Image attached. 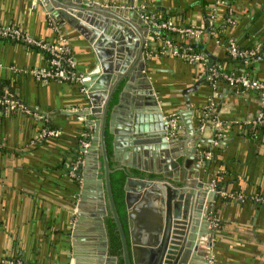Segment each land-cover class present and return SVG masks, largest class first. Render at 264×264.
Returning a JSON list of instances; mask_svg holds the SVG:
<instances>
[{"label": "crops", "instance_id": "obj_1", "mask_svg": "<svg viewBox=\"0 0 264 264\" xmlns=\"http://www.w3.org/2000/svg\"><path fill=\"white\" fill-rule=\"evenodd\" d=\"M46 1L64 12L55 16L47 10ZM46 1L0 0V25L15 26L28 37L65 43L77 76L72 80H38L30 70L47 65L46 52L24 40L0 36V87L9 89L29 110L0 104V257L12 256L30 264H69L75 263L74 251L78 264L91 263L97 261L93 250L106 232L109 208L103 173L98 168L101 155L98 149L89 150L91 139L87 147L80 142L82 138L88 139L86 129L90 138L93 135L94 128L87 120L96 116L74 113L89 104L82 78L84 72L92 74L97 68L96 51L85 41L78 25L67 22L65 16L71 13V7L73 11L105 18L99 20L104 26L100 33L123 44L111 57L114 63L119 57L120 66L126 70L132 66L134 69L139 35H144L145 64L131 81L121 107V115L128 117L129 112L130 116L118 121L122 125L125 120L132 122L136 112L135 124H148L146 115L150 111L139 99L149 85L152 95L159 98L164 117L177 116V134L182 136L183 143L176 144L183 149L179 150L180 156L173 157L172 166L167 169L170 175L192 171L194 167L180 165V160L184 163L185 159L183 151L193 145V140L185 141L186 130L178 110L185 104L183 91L199 83L197 89L189 91L194 108L192 122L199 131L195 138H205L197 144L198 154L209 151L211 156L209 164L199 166L198 178L219 182L215 188L226 192L211 202L212 231L202 234L205 244L199 245V249L205 254L210 252L208 259L214 264H264V124L254 127L246 123L257 113H264V96L257 89L231 85L224 78L225 74L249 71L251 78L264 82V0H224L220 4L216 0ZM60 2L69 3V7ZM90 4L120 9L123 20L89 10L86 7ZM147 15L200 28L201 33L196 36L174 33L173 42L180 51H196L202 58L191 60L174 53L159 30L144 20ZM228 39L240 48L255 49V57L244 63L230 55ZM110 45L105 48L109 50ZM124 82L125 79L120 84ZM46 123L60 133L42 136ZM124 142L123 139L118 147L119 157H111L116 166L123 161L142 165L147 158L146 165L152 160L164 167L160 155L151 159L147 150L132 152L131 143L128 147ZM134 143L138 144V140L132 146ZM176 151L177 147L170 152ZM77 159L86 163L90 172H77V167L72 171ZM198 159L203 162L206 157L199 155ZM95 168L99 170L96 176L102 180V199L96 195V179L87 178L84 183L85 176ZM133 180L132 194H136L138 180ZM160 205L159 197L148 194L133 208L134 231L141 239L146 240L150 229L157 228ZM101 206L104 213L98 215ZM204 257L197 252L192 264H207ZM109 263L104 256L101 264Z\"/></svg>", "mask_w": 264, "mask_h": 264}, {"label": "water", "instance_id": "obj_2", "mask_svg": "<svg viewBox=\"0 0 264 264\" xmlns=\"http://www.w3.org/2000/svg\"><path fill=\"white\" fill-rule=\"evenodd\" d=\"M57 1L59 2V0ZM47 5V10L52 11L51 13L55 16H59L64 12L61 8H54L55 6L51 2H47ZM60 5L69 7V3L67 4L66 2H60ZM74 8H77V6ZM81 8L85 7L81 6ZM86 8L89 10H97L104 14L107 13L109 16L117 18L118 20H123L119 13L120 9H103L94 7L91 4ZM68 11L71 13L65 16L67 22L72 25H78L86 37L85 41L96 51L94 58L97 68L92 74L84 72L82 78V83L87 87L86 95L89 99V104L84 108L74 110V113L81 115L93 113L96 116L93 120H87L94 128L93 135L90 138L91 144L89 150L98 149L101 155L98 168L100 167L103 173L102 178L108 208L118 230L123 264H192L197 252L205 256L204 260L207 263L210 252H208L209 254H205L203 250L199 249V245L205 244V239L202 238V234H206L207 231L209 233L212 231L209 226V213L213 210L211 202L218 197L220 192L218 191L219 188H213L211 183L198 178L199 166L207 165L210 162L209 158L204 159L203 162H200L198 159L199 155H203L202 153L198 154L197 144L205 140V138L201 136L195 138V134H199V131L194 127L192 122L194 108L190 104L189 91L197 89L199 83L197 82V85L195 84L193 88L190 87L186 91H183L185 104L184 107L178 110V115L186 130L184 139L186 142L193 140V145L183 151L185 159L184 163L180 160V165L186 168H189L191 165H194V167L191 168L192 171H186L182 174L175 172L174 175H170L167 169L171 168L173 157L180 156L182 151L179 150L183 149L181 145L176 144L181 142L182 136L177 134V125L171 124V117H164L158 103L159 98L152 95V89L149 85L141 92L142 99H139L145 105V108L150 111L146 115L148 124L144 127L141 125L137 126V123L135 124L138 116L136 112L132 114V122L125 120L122 125L118 121H124V119L130 116L129 112L127 113L128 117L122 116L121 107L123 106L124 96L131 86V81L138 75L139 69L145 64L142 58L145 43L144 35H139L140 46L134 69L132 66L129 70H126L123 66H120L121 61L119 57L116 56L115 63L113 61L114 58L111 57L116 49L124 47L123 44L116 43L114 39L104 33H100L104 29V26L99 20L103 17L95 13L92 14L91 12H88V15L81 11H73L71 7L68 8ZM113 21L115 24H118L116 20ZM106 44H111L109 50L105 48ZM200 46L202 47L203 45ZM118 66H120L121 72L117 70ZM124 79L125 82L121 85L120 83ZM106 130L112 137V155L119 157L118 147L124 139V143L128 147H130L131 143L132 152L138 149H142V151L147 150L149 158L152 159L153 156L155 158L160 155L165 161L163 168L155 165V162L153 163L152 160L146 165L148 163L147 158H145V164L142 165L123 161L117 166L119 168H125L126 170L136 168L147 174L146 177L128 175L124 184L125 202L128 212L129 239L126 237L112 194L110 183V172L112 168L110 166L111 158L108 155L106 145ZM135 140H138V144L134 143L132 146V142ZM170 143H173L174 146ZM176 147L178 151L171 154L172 149H176ZM82 149L85 150V148ZM85 165L86 163L80 161L76 171L83 170L90 172V169ZM97 171L99 170L95 168L91 172L92 174L86 175L84 183H87V178L92 180L96 179L98 185L96 195L98 199H102V186H100L102 180L96 176ZM149 173H154L155 177H149ZM133 179L138 180L136 194H132L134 190ZM148 194L160 198V218L154 215L158 219V226H156L157 228L150 229L148 238L143 240L134 231L136 222L132 215V210ZM103 213L104 206L98 207L97 214L101 215ZM209 237H211V234L207 240H209ZM100 241L96 245L98 255H100L98 257L103 259L106 256V260L110 262L109 264H117V256L108 253L107 232L103 233ZM73 256L76 259L75 263L72 262V264H78V255L74 251ZM84 263L89 264V262Z\"/></svg>", "mask_w": 264, "mask_h": 264}, {"label": "built area", "instance_id": "obj_3", "mask_svg": "<svg viewBox=\"0 0 264 264\" xmlns=\"http://www.w3.org/2000/svg\"><path fill=\"white\" fill-rule=\"evenodd\" d=\"M224 0H216L217 4L223 3ZM151 26L155 29H158L160 32L161 29H165L172 34H181V35H199L201 33V29L198 27L188 26V25H178L172 19H159L152 16L147 15L145 19ZM0 36L4 38H10L14 40H24L28 44L36 46L42 50H44L47 54V65L42 68H33L31 69V73L38 79L42 81H47L50 79H62V80H72L76 79L77 76L72 68L73 62L69 52L68 46L61 42H52L40 38H32L26 36L19 28L10 25H0ZM166 46L173 49L174 53H179L181 56H184L191 60H200L202 58L201 54L192 50H181L177 44H174L172 40L169 38H164ZM227 50L230 55L236 58H242L244 63L250 62L251 58L253 59L256 55L255 49L251 48H240L236 45L233 39L227 40ZM224 78L231 85L248 87L252 89H257L260 91L262 96H264V82L251 78L246 73L241 74H225ZM0 104L7 106L8 108H15L22 111H29L28 108L20 102L17 98L14 97L13 93L5 88L0 91ZM42 117L41 114L38 115ZM177 116H172L170 118V122L172 125H176ZM246 123L251 124L256 127L259 124H264V113L259 112L251 119L246 120ZM202 128V125H201ZM60 133V131L54 127H46L44 126L41 129V135H50L56 136ZM85 136H90L88 133ZM81 144L84 147H87L90 144L89 139H80ZM203 157L209 158L211 153L209 151H203ZM73 163L72 171L77 167L80 162L79 159L75 160ZM212 186L215 187V182L211 183ZM218 191L222 194L226 192L224 190ZM232 195V194H231ZM0 264H21L20 260H16L11 257H0ZM69 264H72L70 262ZM207 264H214L212 259H208Z\"/></svg>", "mask_w": 264, "mask_h": 264}, {"label": "trees", "instance_id": "obj_4", "mask_svg": "<svg viewBox=\"0 0 264 264\" xmlns=\"http://www.w3.org/2000/svg\"><path fill=\"white\" fill-rule=\"evenodd\" d=\"M160 34L164 38H169L170 40L174 41V37L171 32L165 29H161ZM239 59L243 60L242 58H239ZM248 72H246V74ZM2 89L3 87H0V91ZM45 126L52 127L50 124H47V123L45 124ZM85 131L90 135V132L88 129H86ZM86 138L90 139V136H87ZM111 138H112L111 134L106 132V145H107L108 155L110 158L112 157ZM110 166L112 168V171L110 172V183H111L113 198H114L115 205H116L120 220L122 222L126 237L127 239H129L128 212H127V206L125 202L124 184H125V181L128 175L146 177L147 174H145L143 171L136 169V168H131L129 170H126L125 168H119L113 163L111 159H110ZM148 176L155 177V174L149 173ZM215 181H217V179ZM215 183L216 185L217 184L219 185V182H215ZM105 224H106V230L108 234L109 254L117 256L118 258L117 264H123V259L121 255V242H120L116 224L114 222L113 217L111 216L110 211H108V214L105 216ZM11 258H14V257L11 256ZM14 259L20 260L21 264H30V263H25L23 260L16 258V257Z\"/></svg>", "mask_w": 264, "mask_h": 264}, {"label": "flooded vegetation", "instance_id": "obj_5", "mask_svg": "<svg viewBox=\"0 0 264 264\" xmlns=\"http://www.w3.org/2000/svg\"><path fill=\"white\" fill-rule=\"evenodd\" d=\"M105 229H106V224H105ZM106 232H107V230H106ZM93 252L96 254V256H97V261H92L91 263H89V264H101V262H102V258H99L98 256H100V255H98V250H97V248H94V250H93ZM108 253H109V251H108Z\"/></svg>", "mask_w": 264, "mask_h": 264}]
</instances>
